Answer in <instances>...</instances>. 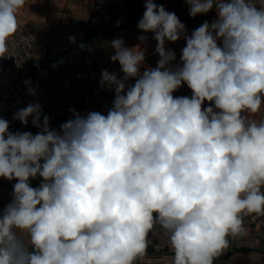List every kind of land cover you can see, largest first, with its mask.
I'll return each mask as SVG.
<instances>
[{"label": "clouds", "instance_id": "1", "mask_svg": "<svg viewBox=\"0 0 264 264\" xmlns=\"http://www.w3.org/2000/svg\"><path fill=\"white\" fill-rule=\"evenodd\" d=\"M26 2L0 0V57ZM186 3L192 17L215 7L217 18L188 35L174 12L145 0L137 26L154 33L155 68L141 71L144 51L111 41L123 76L101 73L115 92L106 115L74 113L57 131L29 104L13 119L31 117L35 135L0 118V177L16 180L0 209V264H136L157 225L172 264H214L243 233L244 216H264V119L249 117L264 106V8ZM182 37L173 67L166 41ZM183 84L191 98L173 96Z\"/></svg>", "mask_w": 264, "mask_h": 264}, {"label": "crops", "instance_id": "2", "mask_svg": "<svg viewBox=\"0 0 264 264\" xmlns=\"http://www.w3.org/2000/svg\"><path fill=\"white\" fill-rule=\"evenodd\" d=\"M174 12L186 32L201 26L205 21L211 23L217 18L215 7L207 14L189 15L186 0H153ZM257 8H264L262 0H249ZM145 0H27L17 14L19 27L30 28L40 33L41 40L35 50L30 66V76L39 82L35 103L42 107L43 115L48 116L51 129L74 119V113L87 116L90 112L106 115L115 98L113 89L101 85V73L107 70L122 77L119 62H113L114 49L111 41L122 39L125 47H139L145 53L141 71L155 68L159 55L155 52L157 42L154 33H145L138 28V22L145 11ZM17 30V31H18ZM146 36L145 41L139 39ZM75 38V42L70 41ZM84 45V47H80ZM186 46L183 37L176 42H167L166 49L176 55L172 66L180 64L181 50ZM134 83V79L128 82ZM70 85L75 90L60 89ZM174 97L191 98L192 91L183 84L173 93ZM210 106L205 101L203 107ZM250 119H264V106ZM11 132L40 131L32 124L31 117L24 128L9 127ZM16 180L8 181L0 177V209L12 198ZM42 178L30 180L36 188ZM244 231L236 237H229V247L214 261V264H264V216L255 214L244 216ZM27 242V235L21 233ZM147 254L136 264H172L173 253L168 238L157 225L150 232Z\"/></svg>", "mask_w": 264, "mask_h": 264}, {"label": "built area", "instance_id": "3", "mask_svg": "<svg viewBox=\"0 0 264 264\" xmlns=\"http://www.w3.org/2000/svg\"><path fill=\"white\" fill-rule=\"evenodd\" d=\"M40 40L39 32L21 28L9 38L6 56L0 57V118L8 121L9 127L27 126L13 119L14 114L34 104L41 89L39 82L30 76L31 61ZM8 58H12L11 64L7 63ZM29 87L34 90V95L29 93Z\"/></svg>", "mask_w": 264, "mask_h": 264}, {"label": "water", "instance_id": "4", "mask_svg": "<svg viewBox=\"0 0 264 264\" xmlns=\"http://www.w3.org/2000/svg\"><path fill=\"white\" fill-rule=\"evenodd\" d=\"M7 63L8 64H11L12 63V58H8L7 59ZM60 89H69V90H75V88L73 86H70V85H63V86H60ZM76 91V90H75Z\"/></svg>", "mask_w": 264, "mask_h": 264}]
</instances>
